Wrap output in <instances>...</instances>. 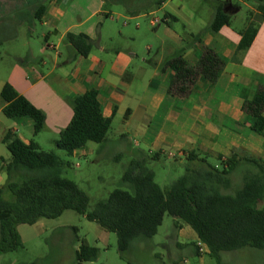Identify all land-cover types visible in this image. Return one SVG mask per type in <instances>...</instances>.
<instances>
[{
  "label": "crops",
  "instance_id": "1",
  "mask_svg": "<svg viewBox=\"0 0 264 264\" xmlns=\"http://www.w3.org/2000/svg\"><path fill=\"white\" fill-rule=\"evenodd\" d=\"M141 1L139 8L134 9L125 0H0V188L6 182V163L11 157L2 142L6 133L13 131L25 144L35 142L42 149L44 140L55 146L73 118L75 98L90 90L98 92L102 115L112 120V127L118 119L122 120L115 141L121 148L150 156L161 154L160 161L167 158L178 165L185 164L191 153L208 156L215 165L219 164L215 160L218 156L227 159L236 151L264 161V134L251 131L252 119L246 113L247 104L264 86V21L252 46L238 56V62L234 61L241 33L248 25L247 17L240 28L234 27L233 20L242 10L234 1L246 5L248 15L257 13V4L213 0L211 23L219 2L227 3L225 12L231 21L218 33L210 29V23L205 35L192 31L187 37L179 35L173 30V23L180 19L173 14L165 15L162 28L153 26V21L159 20L153 19L149 25L153 37L160 42L157 54L168 48L167 55L153 57V46L148 43L143 52L128 46L141 38L145 27L138 25L133 31L126 24L121 27L116 23L125 15L138 19L155 16L167 6L163 0ZM114 4L123 5V9ZM184 11L182 8L179 12ZM190 19L202 26L198 18ZM69 34L84 35L93 42L89 57L76 55L66 41ZM186 42L187 47L182 48ZM207 49L226 62L219 80L211 83L200 78L187 91L170 94L176 73L165 67L166 62L182 52L194 67ZM6 84L45 114L42 133L34 135V123L29 119L5 117L7 103L1 92ZM109 143L107 139L103 146ZM94 154L88 144L74 156ZM42 221L30 227L44 228ZM23 226L18 227L22 241ZM66 229L55 232L67 233ZM100 229L98 242L107 246L109 233ZM168 238L173 248L168 264H213L208 248H199L198 236L184 222L174 218ZM63 240L64 236L60 237L55 248L64 247L67 250L63 252L75 257L79 248H74L72 242L63 244ZM155 247L153 239L139 240L132 245L128 257L136 250L158 264H166L155 253Z\"/></svg>",
  "mask_w": 264,
  "mask_h": 264
},
{
  "label": "trees",
  "instance_id": "2",
  "mask_svg": "<svg viewBox=\"0 0 264 264\" xmlns=\"http://www.w3.org/2000/svg\"><path fill=\"white\" fill-rule=\"evenodd\" d=\"M252 1L257 4V13L248 15L235 62L252 46L264 21V0ZM226 7L227 3L219 2L216 8L210 25L215 33L230 24ZM66 41L76 55L86 58L94 47L84 35L69 34ZM225 66L226 62L210 49L205 50L194 67L180 52L165 64L176 73L169 92L173 95L185 92L200 78L216 83ZM1 98L7 103L5 117L29 119L34 123L35 136L43 132L45 114L14 87L6 84ZM246 113L252 119L251 131L263 136L264 86L258 88L247 104ZM111 127L112 120L102 115L98 92L90 90L75 98L73 118L60 133L55 147L73 157L89 143L103 146ZM2 142L11 157L6 163V182L0 188V255L24 249L18 227L55 220L66 211H74L105 232L115 234L118 252L126 264H133L128 257L132 245L139 240L153 239L166 215L188 225L216 264H225V253L264 249V209L258 208L264 201V161L244 152L236 151L227 159L218 156L215 159L218 165L211 164L208 156L191 153L183 164L184 175L163 190L150 168L152 162L160 161L161 154L150 156L136 151L122 179L132 192L117 189L107 200L90 209L89 196L75 182L63 177L64 171L72 166L70 162L55 152L44 151L35 142L25 144L13 131L7 132ZM236 176L240 177L239 183L235 182ZM70 229L76 234L74 241H79L78 229ZM99 254L98 248L83 241L76 251L74 264L94 263ZM33 264H42V261Z\"/></svg>",
  "mask_w": 264,
  "mask_h": 264
},
{
  "label": "rangeland",
  "instance_id": "3",
  "mask_svg": "<svg viewBox=\"0 0 264 264\" xmlns=\"http://www.w3.org/2000/svg\"><path fill=\"white\" fill-rule=\"evenodd\" d=\"M125 1L130 5L129 7L134 9L139 8L142 2L141 0ZM247 1L252 3V0ZM164 3H167L165 9L155 16H146L138 19L125 15L120 20L116 19V23L121 27L126 24L133 31H137L138 25L143 28L145 27L141 38L135 44L130 42L129 47H135L138 52H143L145 44L148 43V45L153 46V51L151 52L153 57L167 55L168 48L166 47L163 52H160V55L157 54L160 49V42L153 37L154 31H152L149 25L153 19H159L161 21L159 25L162 28L163 19L167 13L176 15L180 19L179 22L173 23V30L181 36L187 37V34H190L191 31L196 35L199 33L205 35L207 33L208 25L211 23L213 0H166ZM234 4H238V7L242 9L233 20L234 27L240 28L247 20L248 8L243 3L234 1ZM115 6L119 10L123 9V5L116 4ZM182 8L185 11L183 14H180L179 11ZM191 17L198 18L202 26L193 22L190 19ZM168 47L172 48L173 46L168 45ZM186 47L187 42L182 48ZM121 127L122 120L118 119L108 134V139L111 143L107 146L89 143L90 148L95 150V154L88 157H68L64 152L52 146L49 140H44V151L55 152L63 160L71 163L72 166L64 171L63 177L75 182L89 196L91 201L90 209H93L98 202L107 200L110 194L117 189L132 192L130 186L123 184L122 179L126 168L134 159L135 154L129 148H121L120 143L115 142ZM209 162L211 164L215 163L211 159ZM150 168L156 174V183L163 190H167L185 172L183 165L175 164L167 158H163L160 162H152ZM235 182H240L239 176L235 177ZM258 208L264 209V201L258 205ZM173 219V217L166 215L162 227H160L158 234L153 238L156 244L154 251L160 255L166 264L169 263V253L173 250L172 243L168 238L173 231ZM41 224H43L44 228L40 225L35 228L27 225L23 226L22 235L24 242H22L24 249L15 253L2 255L0 264H33L40 260L42 264H74L75 257L68 251L63 252V250L67 249L64 247L58 249L54 246V243L62 236L65 239L62 241L63 244L72 242L74 248H79L83 241H86L90 246L97 247L101 253L99 260L95 264H126L118 252L117 236L109 233L110 240L108 241V245L104 246L100 244L97 236V230H101L100 227L95 223L87 221L85 217L74 211H66L60 218L55 220H43ZM73 227L78 229L77 235L79 241H74L76 234L70 229ZM59 228H67V233L55 232ZM129 261L136 264H158L150 260L147 254L136 250L132 252ZM211 262L215 264L214 261L211 260ZM223 262L225 264H264V249L247 248L232 253H225L223 255Z\"/></svg>",
  "mask_w": 264,
  "mask_h": 264
},
{
  "label": "built area",
  "instance_id": "4",
  "mask_svg": "<svg viewBox=\"0 0 264 264\" xmlns=\"http://www.w3.org/2000/svg\"><path fill=\"white\" fill-rule=\"evenodd\" d=\"M161 23V21L160 20H154L153 21V26H157V25H159ZM199 248H202L203 246H205V245H203L202 243H199ZM201 252H202V250H201Z\"/></svg>",
  "mask_w": 264,
  "mask_h": 264
}]
</instances>
